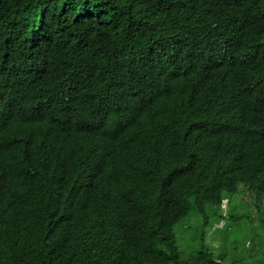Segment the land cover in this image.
I'll return each instance as SVG.
<instances>
[{
	"label": "trees",
	"instance_id": "16d2710c",
	"mask_svg": "<svg viewBox=\"0 0 264 264\" xmlns=\"http://www.w3.org/2000/svg\"><path fill=\"white\" fill-rule=\"evenodd\" d=\"M240 188L264 264V0H0V264H223Z\"/></svg>",
	"mask_w": 264,
	"mask_h": 264
},
{
	"label": "rangeland",
	"instance_id": "374dc122",
	"mask_svg": "<svg viewBox=\"0 0 264 264\" xmlns=\"http://www.w3.org/2000/svg\"><path fill=\"white\" fill-rule=\"evenodd\" d=\"M241 189L242 188H240V193L243 192ZM242 195L243 199L249 202L250 208H246V206H244L243 202H241L242 200H240L242 198L237 197L238 195H230L227 196L230 202L225 212L221 209V207L206 205L204 212L197 214L190 211L189 216L174 227L176 242L181 250L182 256L184 251L187 252L186 257L192 255L195 248L199 247V245L196 246L193 242L192 231L193 228L198 226L199 223L203 221L205 216L207 217L206 220L208 222L205 232L208 233L210 226L213 225L211 228V231H213V238L211 239V242H217L215 244V248L212 250V256L214 259L221 254V248L223 249L222 254L225 255V258H227V262H224L223 264L230 263V257H242L243 253H246V250H248V244L252 241V235L256 232V228L253 226L251 221H249L250 217L248 212L251 211V215L255 216L258 212L257 205H259V201H257V199H252L248 192H243ZM261 213L264 215V207L261 209ZM234 215L242 217L241 220L239 222L232 223L229 217ZM261 219L263 220V224H260ZM261 219L255 220V224L261 226L262 229L259 233V238H256V241L264 240V218L261 217ZM221 223H223V225L219 227ZM216 226H218L217 229L214 228ZM180 232L184 235V243L180 242ZM217 235L220 238L219 240H217ZM223 237L224 240L221 239Z\"/></svg>",
	"mask_w": 264,
	"mask_h": 264
},
{
	"label": "clouds",
	"instance_id": "9594fccd",
	"mask_svg": "<svg viewBox=\"0 0 264 264\" xmlns=\"http://www.w3.org/2000/svg\"><path fill=\"white\" fill-rule=\"evenodd\" d=\"M221 206H222V208H223V210L225 209V208H227V200L226 199H223L222 200V203H221ZM191 211H193V210H191ZM190 213V212H189ZM189 213H188V215H186L183 219H182V221L184 220V219H186L188 216H189ZM181 221V222H182ZM207 224H208V222H207ZM206 226L207 225H203V221L202 222H200L199 223V225L198 226H196L195 228H193V231H192V236L193 237H195L196 238V236H199V234L202 232V233H205V229H206ZM213 226V225H212ZM212 226H210V230H208L209 232L207 233L208 234V238L211 236V238H213V235H212V232L213 231H211V228H212ZM217 227L218 226H216V227H214L215 229H217ZM213 228V229H214ZM185 229H187V228H185ZM173 234H174V228H173ZM174 237H175V234H174ZM210 238V239H211ZM210 239H208L209 241L208 242H205L206 243V248H210L211 247V245H212V242H210ZM180 242L181 243H184V235L180 232ZM175 241H176V238H175ZM188 244V243H187ZM186 251H184L183 253H185Z\"/></svg>",
	"mask_w": 264,
	"mask_h": 264
}]
</instances>
